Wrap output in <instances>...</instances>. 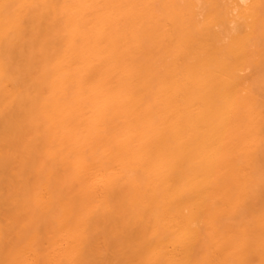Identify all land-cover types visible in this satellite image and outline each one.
<instances>
[{
    "label": "bare ground",
    "instance_id": "1",
    "mask_svg": "<svg viewBox=\"0 0 264 264\" xmlns=\"http://www.w3.org/2000/svg\"><path fill=\"white\" fill-rule=\"evenodd\" d=\"M0 264H264V0H0Z\"/></svg>",
    "mask_w": 264,
    "mask_h": 264
}]
</instances>
